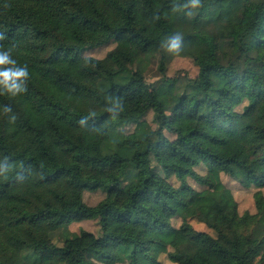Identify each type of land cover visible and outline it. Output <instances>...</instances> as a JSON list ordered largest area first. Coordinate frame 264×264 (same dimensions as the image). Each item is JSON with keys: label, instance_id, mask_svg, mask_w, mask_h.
I'll list each match as a JSON object with an SVG mask.
<instances>
[{"label": "trees", "instance_id": "trees-1", "mask_svg": "<svg viewBox=\"0 0 264 264\" xmlns=\"http://www.w3.org/2000/svg\"><path fill=\"white\" fill-rule=\"evenodd\" d=\"M188 2L0 0V47L30 72L25 93L0 95L17 116L0 112V264H162L163 254L177 264H264V191L257 212L241 213L222 180L264 187V0ZM175 33L211 50L194 79L166 75L184 55L183 44L179 54L161 47ZM110 43L104 58L84 55ZM157 55L163 78L149 83ZM100 189L106 197L87 204L85 191ZM151 194L165 213L147 204ZM175 217L180 255L170 251ZM196 217L216 235L197 230ZM89 219L100 236L67 229L62 246L52 240Z\"/></svg>", "mask_w": 264, "mask_h": 264}, {"label": "rangeland", "instance_id": "rangeland-1", "mask_svg": "<svg viewBox=\"0 0 264 264\" xmlns=\"http://www.w3.org/2000/svg\"><path fill=\"white\" fill-rule=\"evenodd\" d=\"M114 47L113 43L98 47V48H89L84 51V55L93 56L97 58H104L107 53ZM184 47V55L182 56H174L170 58L166 67V75L171 78H181L185 79H194L198 76L199 68L201 64L212 62L211 50L208 44L201 42L198 38H187L183 44ZM160 55H157L151 60V63L145 73L146 79L149 83H157L163 78V74L160 71ZM226 104L233 110L241 111L243 109V105H235L233 101L227 100ZM245 105V104H244ZM153 113H150L148 116V120H153ZM135 128V125H129L124 128V132H132ZM166 134L169 137H174L173 134L166 131ZM240 142L238 140H234L232 142L233 145H238ZM197 170L204 174L206 172V167L204 165L197 167ZM260 171L264 173V169L260 168ZM222 180L225 185L231 190L234 198L239 203V209L241 213L246 211L257 212L256 202H255V192L262 189L264 191V187L261 188L257 185L251 188H245L242 186L237 180L233 179L231 176L222 173ZM170 181L175 185L179 186L180 181L176 177H172ZM189 182L196 187L197 189H203L202 186L196 183L195 180L189 178ZM107 190L100 189L96 191L86 190L84 193V200L89 205H96L102 199L106 197ZM146 202L149 206L153 207L159 213H165L167 210L165 206L158 200L155 194H151L146 198ZM229 202L228 196H224L221 199V205L224 206ZM203 211H208V208L203 207ZM200 217V216H199ZM199 217L191 218L189 221L192 225L200 231H207L213 235H216V232L208 227V225L203 222ZM173 225L177 227L179 233L175 239V243L170 246V251L173 254L180 255V243L185 239V233L181 230V225L183 223L182 218L175 217L172 221ZM69 230L74 233H79L82 229H86L95 233L97 236L101 235V227L98 220H83L77 221L70 224L67 228L59 229L54 231L51 234L52 240L59 246H62L65 241V232ZM119 229L123 232H134L138 234L143 233V229L127 224H121ZM162 264H177L172 261L169 254H163L160 257ZM41 264H51L49 261H45ZM129 264V263H124ZM260 264V263H256Z\"/></svg>", "mask_w": 264, "mask_h": 264}, {"label": "clouds", "instance_id": "clouds-1", "mask_svg": "<svg viewBox=\"0 0 264 264\" xmlns=\"http://www.w3.org/2000/svg\"><path fill=\"white\" fill-rule=\"evenodd\" d=\"M199 0H189L183 5L185 8H196ZM5 39L4 35L0 33V40ZM183 37L180 33L167 36L161 41V47L167 52L179 54L182 51ZM30 72L27 64H20L12 55L11 49L0 47V95H7L9 97H17L27 91V81L29 80ZM119 107V105H117ZM123 111V109H120ZM109 112H114V108H109ZM0 112L6 115L11 121L15 122L17 119L10 104L0 106ZM117 118V117H113ZM81 123H84L82 118Z\"/></svg>", "mask_w": 264, "mask_h": 264}]
</instances>
